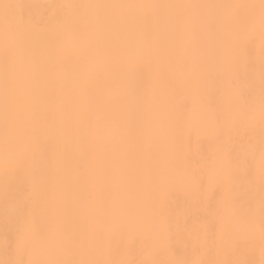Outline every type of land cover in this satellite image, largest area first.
<instances>
[{
    "label": "snow or ice",
    "instance_id": "1",
    "mask_svg": "<svg viewBox=\"0 0 264 264\" xmlns=\"http://www.w3.org/2000/svg\"><path fill=\"white\" fill-rule=\"evenodd\" d=\"M37 7L0 0V264H264V0Z\"/></svg>",
    "mask_w": 264,
    "mask_h": 264
},
{
    "label": "bare ground",
    "instance_id": "2",
    "mask_svg": "<svg viewBox=\"0 0 264 264\" xmlns=\"http://www.w3.org/2000/svg\"><path fill=\"white\" fill-rule=\"evenodd\" d=\"M19 2L35 4L38 7L35 9L36 14H42L45 12H50L46 8L47 5L55 3L69 2V0H19ZM72 2H89V0H72ZM116 2H128V0H116ZM163 2H205V0H163ZM195 148V145H193ZM2 194H0V212H2ZM183 202L182 195H173L169 198V204L173 207ZM0 240H2V229H0Z\"/></svg>",
    "mask_w": 264,
    "mask_h": 264
}]
</instances>
